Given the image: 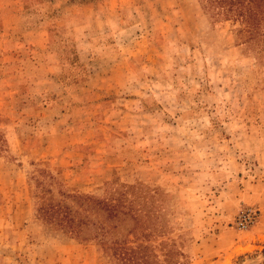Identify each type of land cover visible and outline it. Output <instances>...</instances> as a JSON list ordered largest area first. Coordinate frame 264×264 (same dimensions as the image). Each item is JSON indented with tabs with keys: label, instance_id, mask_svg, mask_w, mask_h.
<instances>
[{
	"label": "rangeland",
	"instance_id": "1",
	"mask_svg": "<svg viewBox=\"0 0 264 264\" xmlns=\"http://www.w3.org/2000/svg\"><path fill=\"white\" fill-rule=\"evenodd\" d=\"M238 27L200 0H0V264H111L35 216L59 190L149 202L183 253L162 264H264V50Z\"/></svg>",
	"mask_w": 264,
	"mask_h": 264
},
{
	"label": "trees",
	"instance_id": "2",
	"mask_svg": "<svg viewBox=\"0 0 264 264\" xmlns=\"http://www.w3.org/2000/svg\"><path fill=\"white\" fill-rule=\"evenodd\" d=\"M200 1L213 17L237 22L241 42L254 40L258 50H264V0ZM59 194L52 199L36 192L35 216L69 236L96 241L111 264H162L160 256L166 260L183 255L175 244L168 249L154 243L159 229L149 202H139L126 193L109 199L62 190Z\"/></svg>",
	"mask_w": 264,
	"mask_h": 264
},
{
	"label": "built area",
	"instance_id": "3",
	"mask_svg": "<svg viewBox=\"0 0 264 264\" xmlns=\"http://www.w3.org/2000/svg\"><path fill=\"white\" fill-rule=\"evenodd\" d=\"M256 212L252 209H247L238 218V223L241 227H248L253 224L256 219Z\"/></svg>",
	"mask_w": 264,
	"mask_h": 264
},
{
	"label": "crops",
	"instance_id": "4",
	"mask_svg": "<svg viewBox=\"0 0 264 264\" xmlns=\"http://www.w3.org/2000/svg\"><path fill=\"white\" fill-rule=\"evenodd\" d=\"M88 7H89V8H92V9H93V8H94V9H95V8H98V7H95L94 5H92V6L89 5ZM98 10H99V8H98ZM94 15H95V21H96V22L101 23V21H103V18H104L103 15H102V16H100L99 14H94ZM89 21H90V20H89ZM108 23H109L108 25L111 26V22H110L109 19H108ZM133 26H134V25H133ZM102 30H103V29H102ZM95 31H97L96 28H94V27L91 26V34H92V36L96 35V32H95Z\"/></svg>",
	"mask_w": 264,
	"mask_h": 264
}]
</instances>
